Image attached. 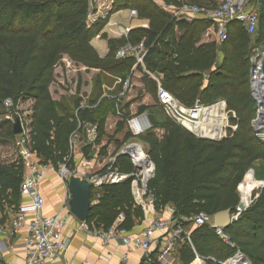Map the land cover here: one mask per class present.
<instances>
[{"label":"trees","instance_id":"16d2710c","mask_svg":"<svg viewBox=\"0 0 264 264\" xmlns=\"http://www.w3.org/2000/svg\"><path fill=\"white\" fill-rule=\"evenodd\" d=\"M4 1L0 0V4L6 3L0 8V17L5 16V8H12L11 20L7 19L0 26V106L5 98L13 101V107L20 99L33 100L28 124L29 147L40 162L50 164L56 170L60 164H65L69 171H73L71 136L81 131L84 133L85 122L94 124L97 135L93 142L84 146L88 149L99 143L105 133L104 115L97 119L80 101L70 106L52 99L49 85L59 55L67 54L86 69L98 70L95 78L97 95L101 96V76L113 75L117 89L109 93L107 99H112L110 101L115 104L118 101L114 98L118 99L124 90L122 84L137 63L134 55L117 59L115 52L123 46L141 44L145 68L142 82L155 97L157 81L151 75L185 106H193L196 101L208 105L223 99L237 117L232 120L237 125L235 131L220 141L198 137L171 117H159L156 113L147 114L150 129L136 135L141 139L138 142L146 145V153L154 164L147 182L154 209L162 210L171 205L173 220L183 225L184 240L177 246L176 264H191L197 255L205 259L212 257L210 259L216 261L226 260L237 250L252 264H264V186L260 181L257 185L261 187L253 194L250 205L222 229L227 241L222 240L212 222L196 225L181 219L201 211L213 217L226 208L235 213L240 199L238 187L246 171L252 167L255 177L264 180V142L251 127L255 101L249 80L250 55L254 44L264 42V23L260 25L255 41L251 37L256 31L249 34L242 25L233 22L228 25V37L224 42H202L203 32L212 25L210 18L198 15L186 20L175 17L173 11L162 10L161 6L159 9L150 4L138 5L134 10L139 19L147 20V27H135L125 36L108 39V52L100 56L90 39L106 20L97 30L86 28L88 0ZM164 1L180 3L177 0ZM126 6L118 2L114 10ZM16 15H21V19ZM21 20L27 24L33 22V28L10 26L12 21L19 24ZM137 68L141 65L138 64ZM146 108L140 105L137 109L142 113ZM211 111L215 115L214 122L210 126L206 122L201 124L202 132L218 136L225 115L220 111V105ZM118 114L123 118L122 126L130 117L128 105L123 106ZM193 129L198 131L197 126ZM129 132L126 140L135 137ZM3 133L2 130L1 142L4 141L1 139ZM4 135L7 141L15 140L13 125L5 130ZM108 167L123 174L136 171L129 156L123 154L109 163L104 172ZM24 173L25 166L20 158L11 163L0 162V208L11 204V197L18 196ZM252 178L248 175L246 181L250 184ZM133 179L131 176L99 187L86 220L90 228H108L123 214L121 226L129 230L131 213L142 216V207L136 204L132 194ZM151 264L161 263L153 258Z\"/></svg>","mask_w":264,"mask_h":264},{"label":"built area","instance_id":"2783aa9c","mask_svg":"<svg viewBox=\"0 0 264 264\" xmlns=\"http://www.w3.org/2000/svg\"><path fill=\"white\" fill-rule=\"evenodd\" d=\"M249 1L250 0H221L216 7L211 9L203 8L194 3L184 2L178 6L173 13L175 17H194L203 15L210 18L213 21L217 42L220 43L227 39L228 25L230 23H239L249 34H253L256 31L260 23V15L254 8L248 6ZM131 14L135 15L136 11L131 10ZM142 27H147V24H142ZM128 31L129 28H125V32L123 33L127 35ZM143 54L144 49L141 44L134 47L127 45L120 47L115 52V57L123 58L128 55H134L137 58V62L142 63ZM250 61L251 68L249 80L251 89L254 94L259 95V90L264 87V42L253 48L250 55ZM155 80L157 81L156 100L158 105L163 108L169 117L187 130L196 132L200 136L202 134L206 137L202 132L204 128L201 124L204 122L208 123V126L213 124L215 115L212 114L211 109L217 105H220V111L225 115L218 135L220 137H226L230 130L233 131L236 129V125L229 124L230 117H228V114L232 112V110L227 108L225 100L220 99L209 105H203L199 101H196L193 106H185L161 86L158 78H155ZM4 101L6 106H12L10 98L5 99ZM21 124L23 130L20 134L16 135L17 138L15 140V145L19 158L22 160L27 172L24 173L20 182L19 192L30 198V205L21 207L16 211L11 220L10 228L11 232H16L25 222H27L28 232L24 239L26 252L25 264H45L53 260L67 246V240L64 241L61 239V230L65 225L66 220L61 216H45L40 213L44 205V199L39 191L40 181L43 177L44 171L52 166L40 162L37 154L30 149L28 122L21 119ZM127 125L134 136L144 133L151 127L148 116L144 112L130 116L127 119ZM194 126H197L198 131L193 129ZM84 129L87 131L86 135L88 138L85 137L87 138V142H93L97 135L96 126L85 122ZM199 135L198 137H200ZM80 137L81 136H77V133H74L71 136L69 140L70 151L76 146L75 141L78 139V141L81 140ZM133 146L140 148L142 158H137L134 155L132 151ZM144 151L145 147L143 144L137 142L129 143L119 150V152L128 153L132 156L129 158L137 170L133 174H123L111 170V168L108 167V170L103 173V175H90L87 178L91 181L93 188H99L104 183H115L133 176L132 193L137 202L136 204H140L145 208L147 206L148 209L146 214L152 213L154 215L153 198L148 193L146 182L148 177H151L153 167L148 154ZM113 161L114 158H112L109 163H112ZM58 169L62 177H66V175L68 176L69 170L66 168L65 164H60ZM145 172H147V176ZM242 210L243 209L237 207V213ZM26 211H31L33 213L28 221L26 220ZM181 219L183 221H191L196 225L212 222V217L203 211L198 212L191 217H181ZM123 220L124 215L120 214L111 226L108 228H97L93 230V233H95L97 238H99L104 245H107L113 239H119L121 243L129 249L142 250L145 253V261L148 263L152 262L150 250L154 243H158L157 248L159 254L157 261L162 264H168L167 260L169 255L184 240V230L181 224H176L173 220L172 207L170 218H152L148 225L137 234H131L128 229L122 227L121 223ZM80 226L86 231L91 230L89 225L84 221H82ZM80 226L76 227V231L79 230ZM3 229L4 228L0 226V232H2ZM217 231L221 237H227L221 230ZM156 232L161 233L158 238L155 236ZM196 261H198L197 257L192 264H195Z\"/></svg>","mask_w":264,"mask_h":264},{"label":"crops","instance_id":"0c3cea01","mask_svg":"<svg viewBox=\"0 0 264 264\" xmlns=\"http://www.w3.org/2000/svg\"><path fill=\"white\" fill-rule=\"evenodd\" d=\"M177 1L180 3H174L178 5H176V7L171 9L172 11H174L178 6H180L182 3L187 1H191V3L197 4L203 8H210V9L216 7L220 2V0H177ZM260 2L262 4L264 0H250L248 3L249 7L254 8L259 13V15H261L259 12L260 9L259 6L261 5ZM182 18L186 20H191L190 17H182ZM109 20L107 21L108 24H106V27L103 30V33H106L108 35L107 38L119 37L114 33L115 32L117 33L119 31L123 32L122 30H124L125 28L132 29L135 27L142 26V24L148 23L147 20L145 19H139L137 17V13L135 15H132L131 10L129 11L128 9L125 8L115 11L110 16ZM135 20L136 21L141 20V22L139 23L136 22L137 24H134L132 21ZM211 33L213 34V37L215 36L214 40L208 38L209 35H212ZM122 36H125V34L122 33ZM201 37H202L201 38L202 42L217 41L213 24L203 32ZM91 43L96 48L100 56H105L106 53L108 52V44L106 38H102V37L95 39L93 38ZM138 64L141 65V68L139 69L137 68ZM134 68L140 71L141 76H143V71L145 70L143 61L142 63L137 62L136 65H134L133 69ZM152 78L155 79L156 77L153 75ZM145 106L147 107L146 110L149 109L150 107L147 106L146 104ZM146 110L144 113H146ZM122 126H124V128L126 126L128 127L127 122L123 123ZM122 126H120V122H117L116 131H120L122 129ZM106 127L104 129L105 131L107 130ZM105 134H108V132L104 133V135L99 140V143L92 144L90 148L88 147V149L84 147L87 144L85 143V145H82L83 147H80L81 145L80 146L76 145L77 147L75 146L70 151V154L72 153L74 154L72 160L75 170L68 171L69 173L77 171L83 176L88 177L90 175H103V173L107 171L106 170L104 172V168L106 167L105 158L106 157L108 158L107 161L108 163L112 158H114L115 160L118 155H121L119 154L118 147L119 146L121 147L122 144L120 143L119 139H117L116 137L114 136L107 137ZM123 141H125V137L123 138ZM96 145L99 146L95 151H93L94 150L93 148H95ZM109 149H112V151H109ZM146 150L147 147H145V151ZM85 156L89 157L90 159L86 160ZM93 156L95 157V159L92 158ZM91 161L97 163L98 167L96 168L97 169L96 172H89L91 169L89 166L91 164ZM57 170L54 169L53 167H50L47 170H45L43 173V177L39 185V191L44 199V205L40 213L45 216L57 215L65 218L66 222L61 230V239H63L64 241L67 240V246L53 260L45 264H150L147 261H145V253L142 250L129 249L127 246L123 245L119 239H113L107 245H104L100 241V239L97 238L95 233L91 231L96 228L93 229L91 228V230L86 231L83 229L82 226H80L82 221L79 220L76 216H74L68 209V200L70 198V193L67 188V180H65L66 178H68V176L66 178L62 177L59 171ZM114 170L117 171L116 169ZM25 172H27V170H25ZM98 189H99L98 187H94V188L92 187L91 189L92 203L97 198ZM134 201L136 202L135 199ZM28 205H30V198L28 196H24L21 193H19L18 196H15L14 198L11 197V204L3 205V207L0 208V226L4 228L3 231L0 232V264H25L26 252H25L24 239L28 232L27 222H25L22 225V227L19 228L16 232H11L10 224L16 211H18L21 207ZM141 207L143 211L141 217L134 216V214H132L133 212L131 213L132 226L129 229V232L131 234L139 233L143 228H145L148 225L149 221L152 218L171 217V207H172L171 205H166L162 210L154 209L155 211L154 215L152 213L146 214V211L148 209L147 206L145 208L141 205ZM26 215H27L26 220L28 221L33 215V213L31 211H26ZM78 226H80L79 230L76 231V227ZM160 234H161L160 232H156L155 234L156 238H158ZM157 244H158L157 242L154 243L150 250L152 260L153 258L157 259L159 254ZM177 248L178 247H176L174 251L171 252V254L174 256H171V254L169 255V258L171 257L172 260L171 263L168 262V264L177 263L178 261Z\"/></svg>","mask_w":264,"mask_h":264},{"label":"rangeland","instance_id":"374dc122","mask_svg":"<svg viewBox=\"0 0 264 264\" xmlns=\"http://www.w3.org/2000/svg\"><path fill=\"white\" fill-rule=\"evenodd\" d=\"M118 2H121V4H127L125 9H128L129 11L136 9V6H138V5L146 6V4H150L151 6L159 8V9H160L159 6H161L162 10L172 11L171 9H173L174 7H176V5H178V4H174V3H171V4L167 3L164 0H88V13H87V18H86V28L88 30H97V27H99L102 24V21L106 20L105 24L102 25L101 29L90 39V43L92 42L93 38L95 39V38L102 37V38H106L107 44H108V39H117V38L122 36L123 32H125V29L122 30L123 32H120V31L117 33L115 32L114 34H116L119 37H108V38H107L108 35L106 33H103V30L106 27V24H108L107 21L110 19V16L115 11H117V10H114V8L116 7V3H118ZM187 2L191 3V1H187ZM5 4L4 3L0 4V8L2 6H4ZM260 4H261V2H260ZM11 8H12V6H8L7 8H5V16L0 17V26L4 25L6 20L9 19V17H10L9 14H10ZM259 8H260L259 12H260V14H262V20L260 21L258 29H256V32L251 37L253 41L256 40L255 38H256L259 30H261L260 25L262 26L264 23V17H263V15H264V2L259 6ZM207 9H210V8H207ZM16 17L18 19H21L20 18L21 15H16ZM192 18L193 17L190 16V19H192ZM133 19H135V18H133ZM9 20H11V19H9ZM132 22L134 24H137L136 22L139 23V22H141V20H137V21L135 20ZM212 24H213V22H212ZM17 25H19V27H21V28H22V26H26L25 28L32 29L34 26V23L29 22V24H27L23 20L19 24L14 23V21H12L10 24L11 27L17 26ZM214 37L212 34V35H209L208 38L211 40H214ZM203 38H205V37H203ZM91 45H92V43H91ZM258 45L259 44H254V47H257ZM217 56L220 57L221 54H217ZM115 58H117V57H115ZM123 58H125V57H123ZM117 59H119V58H117ZM58 60H59L58 65L55 67V69L53 71V80L49 85V91H50L52 99L56 102L66 103L70 106H72L74 102L80 101V104H82V106L86 107V105H87V107L90 108V111H92L91 113L97 119H99L101 115H104V117H105L104 126L106 127V125H107V127H106L107 130L105 132L106 133L108 132V134H105V135L107 137H113L114 136L117 139H119L122 146L118 149V151L129 143H132V142L141 143V142H138V141H141V139H139V137L137 138V136H135V137L131 136L128 140L125 139V141H123V138L126 136L125 134L127 132H129V129H128L129 127H127V126L125 128H124V126H122V129L120 131H116L117 122L123 121L122 116H120L118 114L119 111L121 112V109L123 108V106L128 105L129 112H130L129 116H132L135 114H140L138 112L137 108H138V106H140L142 104H144V105L146 104L147 106H150L149 109L146 110L147 114L148 113H150V114L156 113V115L159 117L168 116L167 113L163 110V108L157 104V100H156L155 95L152 94L151 92H149L148 89L145 87L144 83L142 82L143 76H141V72L138 71L136 68H134V69L132 68L131 72L126 76V79L122 84V87H124V91H121L122 94L119 95L118 99L114 98L118 102L113 104V102L110 101L112 99H110V100L107 99V97L110 95L109 93H114L115 90L117 89L116 88L117 87V81H115L116 79H113L114 78L113 75L101 76V87H100L101 88V96H100V95H97V92L99 90H98V86L95 84V78L98 75L97 69H86V67L84 65H82L81 63L75 62L72 59H70V57L67 54L59 55ZM140 80H141V82H140ZM251 94L253 95V98L255 101L254 115L252 118V120H254L255 118H257V115H258L260 108L258 106L257 95L254 94V92H252V91H251ZM103 96H105V97L101 101V98ZM5 99H7V98H5ZM4 100L2 101V105L0 106V132H2V130H3V132L5 133V130L10 129L12 127V125L14 124L15 118L17 116H20V118L23 121L29 122L30 116L32 114V106H33V100L32 99H27V98L20 99L17 102V105H15V107L6 106L4 104V102H5ZM12 103H13V101H12ZM151 108H154V109H151ZM228 117H230L229 118V124L230 125H236L235 122L233 123V121H232L234 119H237L236 114L233 110H232V112H230L228 114ZM236 127H237V125H236ZM251 127L253 129L252 122H251ZM234 131L235 130L229 132L228 135H226V137H220L219 135L218 136L206 135L205 138L213 139V140L219 139V141H220L224 138L231 136L232 132H234ZM4 133L1 135V139H4V141L3 142L0 141V162L11 163L12 161L19 159L18 151H17L16 145H15V140H16L17 136L15 137V140L13 138L12 141L11 140L7 141V140H5L6 136L4 135ZM86 134H87V131L85 129H84V133H83V131L77 132V136H81L80 141H78L79 139L75 141V144L77 146L81 145L80 147H83L82 145H85V143H87L88 137ZM254 134L258 137L259 140L264 142V128L259 129V131L257 133H255V131H254ZM85 137H87V138H85ZM98 146L99 145H96V147L93 148L94 149L93 151H95ZM145 147H146V145H145ZM76 149H74V150H76ZM109 151H112V149H109ZM144 152L146 153V151H144ZM73 155L74 154L72 153L71 154L72 158H73ZM85 157H86L85 158L86 160L90 159L87 156H85ZM97 157H99V156H97ZM92 158L95 159L94 156ZM105 159H106L105 160L106 161L105 166H107L109 164L107 162L108 158L106 157ZM89 166L91 168L89 172H96L97 171L96 168L98 166H97L96 162L91 161V164ZM74 170H75V167H74ZM57 171H59V169ZM251 172H252V174H251ZM248 175H252L253 181L255 182V184H254L255 187L253 188L250 196H249V193H250L251 186L249 185L248 181H246ZM66 177H67V175H66ZM66 177H64V178H66ZM65 180H67V178ZM259 181L262 184V186H264V180H258L255 177L254 169L252 167L246 171L244 177L242 178V180L239 184V187H238V191L240 194V199L241 198L243 199L242 195H245L246 197H248V199L246 200V207L245 208H247L250 205V203L253 201V198H254L253 194L256 192L257 188L261 187V186L257 185V184H259ZM240 199H239V201H240ZM231 214L233 216H238L239 213H237V211H236L235 213L231 212ZM212 223H213V221H212ZM188 226H190V225H188ZM187 227H184V228L186 229ZM91 231H93V230H91ZM221 238L223 241H227V239H228L225 236L221 237ZM171 256H174V255L171 254ZM196 257L198 258V262L200 261L203 264H226L229 258H232V259L228 262V264H246V262L248 264H252L250 259L246 255H244L241 251H238V250L235 252V254L233 256L229 257L226 260H221V261H216V260L210 259L212 257H207L206 259L203 257H200L199 255H197ZM195 259L196 258H194L193 261H195ZM171 260L172 259L170 257V258H168L167 261L171 263ZM193 261H192V263H194Z\"/></svg>","mask_w":264,"mask_h":264},{"label":"water","instance_id":"95a60500","mask_svg":"<svg viewBox=\"0 0 264 264\" xmlns=\"http://www.w3.org/2000/svg\"><path fill=\"white\" fill-rule=\"evenodd\" d=\"M257 101H258V106L260 110L258 112L257 118L252 120V126H253V130L255 131V133H257L259 129L264 128V111H262L264 108V87H262L259 90V95H257ZM22 130L23 128L21 124V118L20 116H17L13 124V133L15 135L20 134ZM190 132L196 136L199 135L196 132H193V131H190ZM200 137L205 138V136L202 134ZM214 140L219 141V139H214ZM119 154H125L129 157H132L128 153L119 152ZM151 163L154 169V164L152 161ZM149 178L150 176L148 177L146 182H148ZM67 188L70 193V198L68 200L69 211L74 216H76L79 220L86 222L88 215H89V211L91 210L92 205H93L92 199H91V189H92L91 181L89 180V178H87L86 176H83L77 171L71 172L69 173L68 178H67ZM245 207H246V202H244V200L241 198L238 203V208L244 209ZM235 218L236 217L231 214L230 208L220 210L213 215L212 226L222 231V229L228 227L233 221V219ZM230 259L231 258H229L228 260Z\"/></svg>","mask_w":264,"mask_h":264},{"label":"bare ground","instance_id":"6f19581e","mask_svg":"<svg viewBox=\"0 0 264 264\" xmlns=\"http://www.w3.org/2000/svg\"><path fill=\"white\" fill-rule=\"evenodd\" d=\"M262 111H264V108H263V110ZM132 151H133V153H134V155L137 157V158H142V153H141V150H140V148L139 147H132ZM147 169V168H146ZM147 172H145V174H146ZM146 176H147V174H146ZM253 184H254V181H253V178H252V181L250 182V186H253ZM242 197H243V200H244V202H246V200L248 199V197H246L245 195H242ZM195 264H203L202 262H196Z\"/></svg>","mask_w":264,"mask_h":264}]
</instances>
